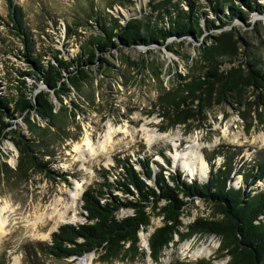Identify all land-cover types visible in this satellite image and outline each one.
I'll list each match as a JSON object with an SVG mask.
<instances>
[{
  "label": "rangeland",
  "instance_id": "1",
  "mask_svg": "<svg viewBox=\"0 0 264 264\" xmlns=\"http://www.w3.org/2000/svg\"><path fill=\"white\" fill-rule=\"evenodd\" d=\"M192 1L201 9L209 8L205 0ZM257 1L264 3V0ZM15 2L25 12L33 49L48 54L58 48L65 56L73 55L80 39L96 31L93 15L98 11L97 3L99 12L107 11L121 22L133 16L152 23L163 10L161 4L154 6L158 0ZM110 2L112 6H108ZM90 5L96 9L95 13L91 11L92 18L87 15ZM6 13V0H0V93L14 92L10 88L12 78H20L19 71L27 69L20 53L22 44L4 23ZM230 21L228 27L212 32H231L219 41L205 40L202 35L199 38L187 36L179 44L171 43L172 48L155 45L146 51L145 47L134 45L109 52L106 55L109 70L93 65L81 91L76 93L70 87L63 96L62 107L56 102L60 110L58 126L48 129L41 120H35L34 133L28 130L22 117L11 119L14 127L39 144L40 148L32 145L33 159L45 162L52 172L38 169L11 138H0V207L6 208L3 216L8 215L6 223L0 227V256L5 254L7 264H24V243L49 240L50 233L61 223L85 220L81 193L88 184L100 180L96 170L113 166L115 157L135 159L149 155L163 165L166 176L170 170L179 169L186 178L199 181L206 180L212 169L230 160L234 168L227 186H245L239 169L241 162L264 153V86L255 87L249 81L248 65L252 63L264 73V12H251L247 20L233 18ZM202 45L213 46L203 51ZM213 66H218L223 75L213 82L209 106L198 114L200 100L190 96L186 83ZM180 76L186 78L180 79ZM21 77L31 86V75ZM162 86L166 89L182 87L189 94L182 106L194 114L187 122L163 129L170 119L162 117L158 111L156 101ZM218 88L223 89L221 96L217 95ZM37 90L38 87L33 89ZM162 134L168 136H160ZM191 145L201 156L197 157L196 165L190 161L194 157L188 153ZM175 153L178 158H174ZM256 185L262 186L263 181H257L251 188ZM75 191H79L76 198L73 197ZM116 193L122 196L120 191ZM60 211L64 214L63 220H58ZM132 212L131 208L122 207L117 217ZM148 212L149 223L138 230L135 249L128 250L126 242L124 249H127L108 260H101L91 251L65 259L46 257V262L79 264L80 258L89 255L88 264H199L200 261L223 264L227 261L228 256L220 249L216 235L189 234L188 225L196 219L216 217L209 203L194 199L183 206L179 232L173 234L156 258L151 255L148 236L163 221L150 209Z\"/></svg>",
  "mask_w": 264,
  "mask_h": 264
},
{
  "label": "trees",
  "instance_id": "2",
  "mask_svg": "<svg viewBox=\"0 0 264 264\" xmlns=\"http://www.w3.org/2000/svg\"><path fill=\"white\" fill-rule=\"evenodd\" d=\"M158 1L154 6L161 4L163 10L152 23L133 16L121 22L107 11L99 12L100 4L97 3V13L95 6L90 5L87 15L92 18L91 11L95 13L96 31L80 39L78 50L73 55L65 56L58 48L48 54L35 51L23 7L15 0H6L4 23L22 44L20 53L27 69L19 71L20 78H12L14 82L10 88L15 93H0V138H11L38 169L52 172L45 162L33 159L32 145L40 148L39 144L14 127L11 119L22 117L28 130L34 133L35 120H41L48 129L58 126L63 96L71 89L76 93L81 91L93 65L109 70L110 62L106 58L109 52L121 50V46L134 45L143 46L146 51L155 45L172 48L171 43L179 44L187 36L199 38L202 35L205 40L219 41L231 32L224 30L213 34L214 29L228 27L233 18L247 20L251 12H264V3L257 0H205L208 9H201L192 0ZM112 4L110 2L108 6ZM244 7L246 9L242 10ZM170 38L171 42L168 41ZM212 46L202 45L201 49L206 51ZM248 65L249 81L255 87L264 86L261 68L252 63ZM24 75L33 78L31 86L21 77ZM221 75L223 72L219 67L213 66L186 83L190 96L200 100L196 109L198 114L209 106L213 82ZM185 78L180 76V79ZM37 87L38 90L33 91ZM183 90L182 87H160L156 101L158 111L162 117L170 119L163 129L185 123L193 116V112L182 106L189 96ZM222 90L217 89L218 96ZM56 102H59V108ZM72 103L73 107H78L74 101ZM114 160L113 166L98 168L96 172L100 180L88 184L81 193L85 220L61 223L50 233L49 240L24 243V264H48L46 257L65 259L91 251L96 252L101 260H108L126 250V242L128 250L135 249L139 240L138 230L149 223L148 209L161 216L163 221L148 236L151 255L156 258L172 240L173 234L179 232L183 206L194 199L209 203L216 217L196 219L188 225L191 228L189 234L205 232L216 235L220 239V249L225 250L224 254L228 256L223 264H264V153L241 162L239 169L245 184L241 187L226 184L234 168L230 160L212 169L204 181L188 179L179 169L170 170L166 176L163 165L149 155L135 159L115 157ZM257 181H263V185L251 188ZM116 191H120L122 196ZM122 207L131 208L132 214L117 217V211ZM0 264H7L5 254L0 256ZM199 264L206 263L200 261Z\"/></svg>",
  "mask_w": 264,
  "mask_h": 264
},
{
  "label": "bare ground",
  "instance_id": "3",
  "mask_svg": "<svg viewBox=\"0 0 264 264\" xmlns=\"http://www.w3.org/2000/svg\"><path fill=\"white\" fill-rule=\"evenodd\" d=\"M165 135H167V134H162V135H160V136H165ZM168 136V135H167ZM191 152H190V151ZM189 150H188V153H192V154H194V157L193 158H191L190 159V161L191 162H193V164L194 165H196L195 163H196V160H197V157H201L200 156V153H199V151L197 150V148H195L193 145H191L190 147H189ZM173 156H175L174 158H178V156H177V154L175 153ZM201 163H202V160H201ZM203 164H205V162H203ZM190 168V167H189ZM200 171H202V170H200ZM81 189V188H80ZM78 195H79V191H75L74 193H73V197L74 198H76V197H78ZM4 208L5 207H0V227H2L5 223H6V221H7V216H3V211H4ZM6 209V208H5ZM57 215H58V220H63L64 219V214H63V212H58L57 213ZM41 236H44V235H41ZM197 252H200V251H197ZM195 254V253H194ZM90 258H91V256L89 255V256H85V257H82V258H80V260H79V264H88L89 262H90Z\"/></svg>",
  "mask_w": 264,
  "mask_h": 264
}]
</instances>
